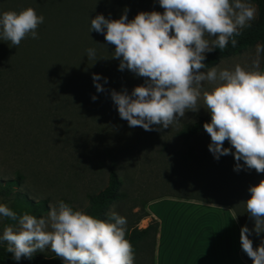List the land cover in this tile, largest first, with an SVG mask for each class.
Returning <instances> with one entry per match:
<instances>
[{"label":"rangeland","instance_id":"1","mask_svg":"<svg viewBox=\"0 0 264 264\" xmlns=\"http://www.w3.org/2000/svg\"><path fill=\"white\" fill-rule=\"evenodd\" d=\"M124 1L129 21L140 12L164 11L158 0ZM109 7L110 0H0V13L33 8L49 26L53 27L55 19H59L55 15L65 16L70 27L78 32L87 26L86 16L92 15L94 19L107 15ZM45 21L37 29L38 39L29 35L18 47L0 40V182L20 175L21 185L15 190L35 201L47 199L48 210L50 204L66 198L82 211L88 207V195L106 186L108 167L114 164L127 196L114 204L109 213L115 211L126 217L127 230L143 213L144 201L165 195L231 203L240 212L245 226L253 230L254 220L243 202L251 198L248 189L264 180V173L247 168L234 171L236 161L231 154L215 159L209 152L211 138L204 133L193 137L180 135L199 117L210 114L202 102L197 112H186L180 123L162 130L129 127L120 118L114 102L107 107L108 114L104 117L87 113L81 118L83 103L100 108L108 93L97 92L96 88L85 91L84 78L78 73L64 77L75 57L72 49L75 31L47 29ZM110 46L114 52L115 46ZM255 47L223 59L216 66L234 69L240 64L252 70L250 57ZM119 64L117 59L110 76L112 91L127 90L131 94L135 87L144 85V78L127 69L118 70ZM65 80L69 81L67 85ZM93 96L97 97L95 101ZM223 146L231 148L227 141ZM240 163L243 165V161ZM11 199L0 195V204L8 206ZM185 210L180 206L177 217L185 219ZM143 220L136 225L138 229L144 228ZM8 226L15 228L17 222L6 224L4 217H0V235ZM249 238L255 249L264 241V233L257 236L253 232ZM247 260L253 262L249 257ZM134 262L151 264L150 251L135 256Z\"/></svg>","mask_w":264,"mask_h":264},{"label":"clouds","instance_id":"2","mask_svg":"<svg viewBox=\"0 0 264 264\" xmlns=\"http://www.w3.org/2000/svg\"><path fill=\"white\" fill-rule=\"evenodd\" d=\"M158 3L163 13L140 12L129 21L125 9L120 19L97 15L90 22V32L103 34L115 46L112 58L120 61L118 70L127 69L145 81L131 94L127 90L111 92L120 118L129 127L162 130L180 123L186 112H197L202 102L211 116L203 128L211 138L209 152L214 158L231 154L236 161L234 171L247 168L264 173V71L260 70L264 44H257L250 57L252 70L240 64L228 69L203 63L206 53L223 51L229 43L237 46L235 37L255 19V6L251 0ZM42 23L44 17L33 8L0 13V40L18 47L29 35L38 39ZM86 52L88 59H96L95 49ZM100 79L93 75L97 92L104 91ZM153 125L161 128L153 129ZM225 141L231 148L223 146ZM248 191L251 198L243 203L255 227L241 228L240 243L253 264H264V241L254 249L248 238L253 232L257 236L264 233V180ZM0 217L17 222L15 228L8 226L0 235L15 261L31 259L37 250L48 249L62 264H134V249L126 239L127 219L115 211L109 213L114 222H106L73 210L61 200L50 204L47 216L41 218L27 212L18 215L0 204Z\"/></svg>","mask_w":264,"mask_h":264},{"label":"trees","instance_id":"3","mask_svg":"<svg viewBox=\"0 0 264 264\" xmlns=\"http://www.w3.org/2000/svg\"><path fill=\"white\" fill-rule=\"evenodd\" d=\"M251 2H253L257 8L256 19L254 21H251L249 27L241 29V34L235 37V39L238 41V44L235 48H233L231 46V43H229L228 47L223 51L216 49L213 52L206 53V60L203 61L206 66H208L209 68L216 66L221 60L240 54L242 51L249 47H253L257 44H264V0H251ZM125 7L126 4L124 0H110L109 11L107 15L105 14L103 16L109 20L118 19L117 17H119L120 19L122 13H124L126 9ZM40 12L41 11H39V15ZM55 16H57L59 19H55L56 24L53 27L49 26L44 20L47 29L62 28L72 29L75 31V42L72 45V49L75 52V57L72 60V67H70V72L64 75V77H69L77 73L82 75L84 78L83 89L85 91H91L96 88L93 83V75H99L101 77L99 83L104 88V91L102 93H108V95L103 98L104 105L100 108H96L90 103H83L81 118L84 114L87 113L101 114V116L104 117L108 114L107 107L113 102L111 98L113 83L110 76H112L111 73L113 72V66L117 59L112 58L113 51L111 49V46L105 41L103 34H99L95 31L90 32V22L92 19V15H88L85 17L84 21L87 22V26H85L80 32L70 27V20L65 16ZM39 36L41 37L42 35ZM89 48L96 50L95 60L88 59L86 50ZM260 70L264 71V56H262L261 59ZM104 78L107 79V83H105ZM61 82L63 83V81ZM64 82H66V85L67 83H69L68 80H65ZM60 83L58 84V89H61ZM57 103L59 104V102ZM95 108L98 109L97 112L95 111ZM210 122V114L199 117L197 121H195L192 125L183 129L180 132V135L184 137H193L199 133H204L205 136L210 137L203 128L204 123ZM20 185V175H17L14 179L0 182V195L6 199L12 197L10 205H8V207L11 210L15 211L18 215L27 212L29 214L35 215L37 218H41V216L48 211V200L44 199L35 201L30 199L28 194L15 190L19 188ZM122 186L123 182L118 174L117 168L114 164H111L108 167L106 186L99 192L88 195V207L82 211L85 214L93 216L94 218L101 219L106 222H114L110 220L109 210L114 204H119L126 198L127 195L123 191ZM61 200L69 204V206H71L73 210H77L68 199L61 198L59 201ZM149 200L150 199L142 203L141 209H143V213L137 217L135 223L128 227V230L126 232V239H128L132 244L135 256L142 255L144 252L150 251L151 264H153V252L157 222L155 220H151L148 226L143 229H138L136 226L142 219L148 216L145 211V205L149 202ZM232 207L241 226L244 227L245 224L240 212L237 210L235 205L232 204ZM4 220L6 224L16 223V221H12L10 218L4 217ZM244 256L246 259H248L246 253H244ZM0 264H62V261L57 258L53 252H43L40 250H37L31 259L22 258L20 261H15L13 259V254L7 252L6 242H0ZM251 264H253V262H251Z\"/></svg>","mask_w":264,"mask_h":264},{"label":"crops","instance_id":"4","mask_svg":"<svg viewBox=\"0 0 264 264\" xmlns=\"http://www.w3.org/2000/svg\"><path fill=\"white\" fill-rule=\"evenodd\" d=\"M215 205V206H212ZM180 206L184 217H177ZM144 228L157 222L153 264H251L240 243L241 224L231 203L156 196L145 205Z\"/></svg>","mask_w":264,"mask_h":264}]
</instances>
